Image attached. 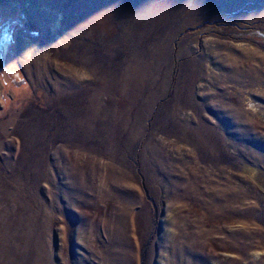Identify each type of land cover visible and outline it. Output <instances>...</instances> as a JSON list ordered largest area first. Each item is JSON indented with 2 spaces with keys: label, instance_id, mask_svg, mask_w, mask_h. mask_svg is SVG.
Segmentation results:
<instances>
[{
  "label": "rangeland",
  "instance_id": "obj_1",
  "mask_svg": "<svg viewBox=\"0 0 264 264\" xmlns=\"http://www.w3.org/2000/svg\"><path fill=\"white\" fill-rule=\"evenodd\" d=\"M0 264H264V0H0Z\"/></svg>",
  "mask_w": 264,
  "mask_h": 264
}]
</instances>
